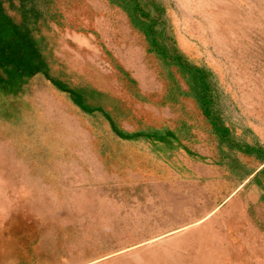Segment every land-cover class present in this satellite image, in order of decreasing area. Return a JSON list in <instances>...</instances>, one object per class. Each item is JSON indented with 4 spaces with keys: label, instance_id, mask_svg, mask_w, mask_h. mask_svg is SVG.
Listing matches in <instances>:
<instances>
[{
    "label": "rangeland",
    "instance_id": "obj_1",
    "mask_svg": "<svg viewBox=\"0 0 264 264\" xmlns=\"http://www.w3.org/2000/svg\"><path fill=\"white\" fill-rule=\"evenodd\" d=\"M0 264H264V0H0Z\"/></svg>",
    "mask_w": 264,
    "mask_h": 264
},
{
    "label": "trees",
    "instance_id": "obj_2",
    "mask_svg": "<svg viewBox=\"0 0 264 264\" xmlns=\"http://www.w3.org/2000/svg\"><path fill=\"white\" fill-rule=\"evenodd\" d=\"M190 71H196L197 73L199 72V70L197 68H191ZM201 102H202V111H203V114H205L207 116V118L210 119V121L212 122L213 124V127H214V130L215 132L222 138H224V134L223 132L225 131L224 129L222 128H218L217 127V123H216V120L213 119V117L209 114L208 112V106H207V100L206 98L203 96L202 99H201Z\"/></svg>",
    "mask_w": 264,
    "mask_h": 264
},
{
    "label": "bare ground",
    "instance_id": "obj_3",
    "mask_svg": "<svg viewBox=\"0 0 264 264\" xmlns=\"http://www.w3.org/2000/svg\"><path fill=\"white\" fill-rule=\"evenodd\" d=\"M195 2V1H194ZM191 4V3H190Z\"/></svg>",
    "mask_w": 264,
    "mask_h": 264
}]
</instances>
